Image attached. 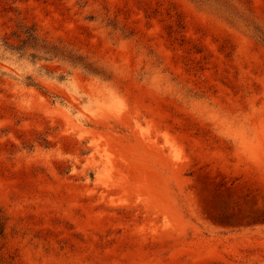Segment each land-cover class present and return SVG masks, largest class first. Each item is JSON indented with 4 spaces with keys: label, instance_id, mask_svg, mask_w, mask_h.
I'll return each mask as SVG.
<instances>
[{
    "label": "rangeland",
    "instance_id": "374dc122",
    "mask_svg": "<svg viewBox=\"0 0 264 264\" xmlns=\"http://www.w3.org/2000/svg\"><path fill=\"white\" fill-rule=\"evenodd\" d=\"M0 264H264V0H0Z\"/></svg>",
    "mask_w": 264,
    "mask_h": 264
}]
</instances>
